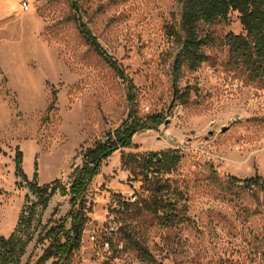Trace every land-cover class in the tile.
<instances>
[{
    "label": "rangeland",
    "instance_id": "obj_1",
    "mask_svg": "<svg viewBox=\"0 0 264 264\" xmlns=\"http://www.w3.org/2000/svg\"><path fill=\"white\" fill-rule=\"evenodd\" d=\"M79 2L83 22L124 77L82 36L71 0H0V237L13 233L26 198L36 201L16 176L17 153L29 180L37 173L40 186L68 185L86 149L128 119L131 82L134 112L162 123L104 162L86 194L92 212L81 247L61 264H149L126 245L130 229L154 264H264V195L229 186L230 177H264V79L251 82L224 45L227 35L245 34L239 14L202 27L213 40L208 61L176 75L175 0ZM165 150L183 156L172 178L187 209V220L170 228L121 205L141 188L122 168V153ZM70 210V196L50 199L21 264L36 263L48 246L35 245L42 228Z\"/></svg>",
    "mask_w": 264,
    "mask_h": 264
},
{
    "label": "trees",
    "instance_id": "obj_2",
    "mask_svg": "<svg viewBox=\"0 0 264 264\" xmlns=\"http://www.w3.org/2000/svg\"><path fill=\"white\" fill-rule=\"evenodd\" d=\"M175 1L181 8L180 25L179 30L169 28V35L176 38L181 47L174 64L176 75L183 69L197 71L208 61L204 49L212 44L213 40L208 34L203 36L202 30L227 21L231 13H238L245 34L227 35L224 45L229 49L230 60L243 69L251 82L264 79V0ZM71 5L82 36L99 57L124 77L121 67L108 55L83 22L79 0H71ZM202 27L204 29H201ZM0 75L2 76L1 69ZM133 92L134 86L130 82L128 102L131 112L128 119L116 131L110 133L105 141H98L86 149L83 164L73 171L68 185L56 181L40 186L37 184V173H34L33 180H29L22 169L23 155L21 152L17 153L16 176L27 183L36 201L27 197L13 233L8 238L0 237V264H21L28 246L34 240L35 231L41 227V219L36 221V216L39 214L41 217L50 199L57 193L63 197L70 196L71 210L57 222H49L42 228L35 245L39 247L48 243V246L35 264H48L51 260L56 261L53 264H61L80 249L85 227L90 221L89 214L92 212L86 194L93 179L100 174L102 165L117 151L131 148L133 138L138 133L162 123L160 115L150 116L145 120L138 117L134 112L136 101ZM53 96L50 112L54 109L56 100L55 93ZM182 161L183 156L177 150L143 154L122 153V168L129 172L132 181L141 183L140 191L135 193L136 200L124 201L121 204L123 209L136 218L150 217L167 228L184 223L187 220V209L181 205L182 193L176 186L177 181L172 178ZM229 186L252 192L257 199L258 194L264 195V177L259 175L244 180L230 177ZM124 239L139 260L149 264L155 263L154 256L134 230L126 231Z\"/></svg>",
    "mask_w": 264,
    "mask_h": 264
},
{
    "label": "built area",
    "instance_id": "obj_3",
    "mask_svg": "<svg viewBox=\"0 0 264 264\" xmlns=\"http://www.w3.org/2000/svg\"><path fill=\"white\" fill-rule=\"evenodd\" d=\"M24 7L26 8V10H28V6L26 3H24Z\"/></svg>",
    "mask_w": 264,
    "mask_h": 264
}]
</instances>
